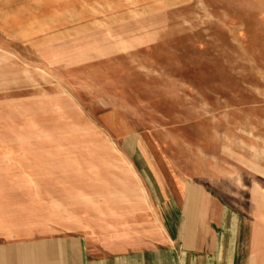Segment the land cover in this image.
<instances>
[{"label":"crops","instance_id":"crops-1","mask_svg":"<svg viewBox=\"0 0 264 264\" xmlns=\"http://www.w3.org/2000/svg\"><path fill=\"white\" fill-rule=\"evenodd\" d=\"M138 5L0 0V41ZM63 32L29 46L22 98H98L100 127L90 142L33 144L7 171L0 158V264H264L259 165L247 169L205 121L170 125L163 112L138 110L109 76L84 73L78 32L73 41ZM115 113L125 126L114 127Z\"/></svg>","mask_w":264,"mask_h":264},{"label":"rangeland","instance_id":"rangeland-1","mask_svg":"<svg viewBox=\"0 0 264 264\" xmlns=\"http://www.w3.org/2000/svg\"><path fill=\"white\" fill-rule=\"evenodd\" d=\"M136 1L142 5L117 8L105 17H84L109 21L46 24L36 29L41 34L23 29L4 34V171L11 169L14 155L28 153L33 144L90 142L92 128L100 127L98 98H22L28 90L27 65L35 62L29 46L38 42L42 47L45 38L59 31L73 41L70 37L77 31L87 64L84 73L109 76L131 105L163 112L164 123L177 125L180 116L205 121L213 140L237 147L245 167L252 170L258 164L264 175V0ZM5 25L13 31L14 24ZM112 120L115 128L126 125L117 113ZM146 121L154 124L156 119Z\"/></svg>","mask_w":264,"mask_h":264}]
</instances>
